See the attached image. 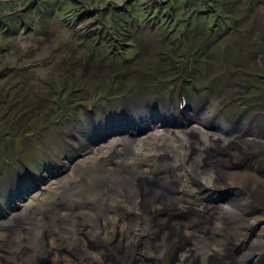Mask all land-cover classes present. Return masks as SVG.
<instances>
[{"label":"rangeland","instance_id":"rangeland-1","mask_svg":"<svg viewBox=\"0 0 264 264\" xmlns=\"http://www.w3.org/2000/svg\"><path fill=\"white\" fill-rule=\"evenodd\" d=\"M15 1L18 2V8L14 13L11 15L12 4L5 3L2 7L5 13L2 15L8 19L16 13L19 21L23 22V27L15 35L0 34V217H5L17 204L27 206L29 216L33 212L35 218H29L31 222L36 218L39 220L49 217L53 209L62 210L66 200L59 194L62 185L56 184V177L58 173H67L70 168L68 166L76 160L89 164L91 177L96 168V160L100 158L109 162V168L115 167L116 162H125L126 165H123L132 169L135 155L128 153L132 148L123 146L122 150L126 151L122 152L123 147L120 145L123 144L116 143V140L137 139L134 140L137 148H147V152L143 154L153 162L156 159L155 151L161 147V143L159 140L155 142L150 133H154L153 129H159L156 132L165 129V133H181L182 137L179 139L185 137L189 142L187 148L191 147L195 151L196 144L189 137H195L197 133H183L192 121H188L187 127H182L184 124L180 122L183 117L185 119L182 121L188 119L187 116H194L196 112L201 113L204 108L194 106L185 116L186 113L177 109V97L180 96L190 106L205 104L203 112L207 115V122L199 125L202 128L206 127L212 132L219 128L228 140L235 136L236 139L244 138L252 143L254 139L248 137L251 133L255 138H260L264 146V123L259 125L258 131L250 126H240V123L250 119L254 123L264 120V0H124L126 2L123 3V0ZM32 1H35V6L28 5L30 8L18 11ZM157 101L163 104L162 108L166 111L163 118L168 123L156 113H151L149 119L147 115H142L141 119L144 120L138 124L130 122L137 118L135 116H139L137 109L142 108L150 113L145 108L151 107L152 111L160 112L161 107ZM147 104L150 106H146ZM243 109L246 114L241 115ZM214 114L215 119L210 120ZM218 114L222 117L230 114L229 123L226 121L228 124H220ZM194 125H197L196 121ZM236 130L237 133L233 134ZM111 136L115 138H110ZM99 143L105 146V153L96 158L94 149ZM111 143H115V150ZM150 143L153 144L152 148ZM174 143L177 145L173 137L168 147L173 148ZM213 144H210L206 155L223 152ZM225 147L226 145L221 146L227 152ZM117 150L123 156L121 160V155L115 154ZM229 150L231 153L228 157L235 165L243 164L242 167L254 169L259 176L264 177L263 149H255L254 154L250 155V148L238 145L232 149L229 144ZM222 161L228 162L226 159ZM143 163L146 162H140ZM127 164L132 167H127L130 166ZM197 165L201 166L199 163ZM193 166L195 167L191 164ZM118 167L121 168L120 165ZM26 168L39 177L38 182L45 179L40 183L41 190L36 189L31 194L24 190L28 188V184L32 186V178L25 173ZM141 169L147 172L149 168H134L137 172ZM103 170L102 176L105 174ZM170 177H161L158 182V186L161 185L159 191L165 195L182 194L185 203L189 200V204L179 207L191 210L183 225L185 232H188L186 234L193 241L189 232L202 236V222L212 212L215 213L217 208L220 207L223 211L224 204H215L216 208L205 214L206 206L202 198H198L202 196L199 189L190 186L191 189L186 192H179V182ZM204 177L206 180H213L210 174ZM163 181L168 185L164 186ZM218 185L219 183L208 190H223L221 195L227 199L233 195V191L224 190ZM85 186L80 185L78 188L81 190ZM22 190V196L9 203ZM238 198L240 196L234 197L235 200ZM69 199V202L75 200L73 197ZM261 213V209L253 204L249 211L230 213L228 221L249 223L252 218L249 215L259 217ZM71 216L63 224H69L75 229L81 222L74 224ZM24 217L16 215V220L0 229L1 264H6L4 258L13 256L19 248L9 249L8 232L17 228L15 239L22 241L20 222H23ZM109 217L112 218L111 215ZM191 220L195 225L190 224ZM55 221L57 222L56 219ZM39 223L42 225V221ZM133 223L131 221L129 224ZM163 224L164 222L160 225ZM173 225L164 229L167 231L170 228L165 237H162L163 230L155 241V247L150 242L155 235L154 227L151 226L153 230L140 238L141 241L134 249L140 248V264H146L145 256L152 255L161 257L162 263L167 261L169 249L174 244L169 240L179 229V225H174L175 230L172 231L170 226ZM115 229L111 224L100 233L110 240L113 237V244L114 239L118 238L114 233ZM78 232L77 228L76 235L80 234ZM208 236L205 234L203 242L197 247L193 241L195 255L189 250L190 247H185L180 257L181 264H216L217 260L222 261L217 252V243L222 235L212 232ZM58 239V244H65L64 236ZM124 243L125 240L122 241ZM248 243L249 238L244 245L247 246ZM180 245L184 247L186 242H181ZM246 246L245 251L249 248H245ZM73 248L76 258L74 255L70 258L68 253L67 264H89L85 258L80 257L79 249ZM156 248L158 249L155 250ZM47 250L48 248L42 247L38 251L44 255ZM60 256L54 252L52 263L59 264L56 260ZM233 256L234 252L231 253L230 264H237ZM116 262L124 264L119 259ZM154 263L158 264L156 261L152 264Z\"/></svg>","mask_w":264,"mask_h":264},{"label":"bare ground","instance_id":"bare-ground-1","mask_svg":"<svg viewBox=\"0 0 264 264\" xmlns=\"http://www.w3.org/2000/svg\"><path fill=\"white\" fill-rule=\"evenodd\" d=\"M177 99L179 102V97H177ZM156 103H155V105H156ZM158 103H159V107H161L160 112L152 111L151 107L145 108L147 111H150V113H149V112L143 111L144 109L141 108L140 110L137 109V114L139 115V116H135L137 118L130 120V118H131V115H130V116H128V120H130V122L138 124L144 120V119H141L142 115H147L146 117L149 119L151 113H156L159 115V117L161 116L162 120L165 123H168L163 118V116H165V112H166L162 108L163 104L160 102H158ZM146 106H150V104L149 105L147 104ZM194 106H196L197 108L202 107L205 110V107H204L205 104L204 103H202V104L199 103V105H193V106H190V104L188 103L186 108H188V107L189 108L186 109L188 111L185 110V112H184V113H186L185 116L188 115V113L193 109ZM155 107L158 108L157 106H155ZM178 108H179V105H177V109ZM203 111L199 114H197L198 112H196L195 115L191 116V117L187 116L188 119H186L184 121H182V120L185 119V117H183L182 119L180 118L181 119L180 123H183L186 127L189 126L188 121H192L191 125L187 128V130L185 129L183 131V133H185V134L186 133H197V135L195 137H192V136L189 137V140L192 141L194 145L196 144L195 145V147H196L195 151L191 147L187 148L188 147L187 144L189 142L186 141L185 137H184V139L183 138L179 139V137H182L181 133H179L178 135H175V134L165 133L164 132V131H166L165 129H162L161 130L162 132H156V131H159V129H153L154 133L150 130L153 133V134L150 133V135L153 136V140L155 142L159 140L161 143L160 144L161 147L155 151L156 159L153 162L149 161L148 157H145L146 155L143 154V152H145V151L147 152V148L146 149L142 148V150L137 148L138 145L136 146L135 141H134L137 139L127 140L124 138V139H120V141L116 140V143L119 144L121 142L123 145H120V146H122V147L128 146V148L129 147L132 148V149L129 148L131 151L128 149L129 150L128 153L131 154V152H132V154L135 155V158L134 159L132 158L133 159L132 160L133 161V163H132L133 167L131 164H127V165H130L127 167H129V168L132 167L133 170L132 169L129 170L128 168H126L123 165L125 162L123 164H122V162L121 163L116 162L115 167L109 168L110 167L109 162L107 160L100 158V159L96 160V168L93 170L94 171L93 177H95V178L91 177V171H90L89 164L88 163L82 164L78 160L75 161L77 163L73 162L74 164H72V165L70 164L71 166L70 165L68 166L70 168H69L67 173H63L61 175H60V173H58V175L56 177V178H58L56 180V184L62 185L60 187L61 191L59 192V194L62 197V199L66 200V201H64L65 205H64V208L62 210L53 209L52 210L53 213H51L49 215V217L42 218L39 220L36 218L32 222L30 219H33V218H31L29 216L30 212L28 213L27 206H25V205L23 206V208L18 213H16V214L13 213L12 216H10L9 218H6L8 215L6 213H5L6 214L5 217H4V215L2 216L3 219H2V221H0V229H2L4 226H6L9 222L11 223L12 220L14 221V219L16 218V215L26 217V218L24 217L25 219L23 220V222H20V225L22 227L23 226L27 227V231L24 234L20 235V237L23 236L22 241L15 239V237L17 236V232H16L17 228H16L15 229L16 231L14 230L13 232H8L9 233V237H8L9 241H8L7 246L11 250H14V249L16 250L19 247L17 251H19V249H23L22 253H25V252L30 253V254H27L25 256H17L14 253L13 256L8 255L7 259L5 257L3 261H5L6 264H24L26 260H29L30 263H33V262H35L36 254H39V252L42 249L41 246H45V247L48 246L49 247L50 241H52L53 239L60 238V237L64 236L65 238H67L69 240V243H70L69 246L71 247L70 249H72L73 247H77L79 249L80 252H78V253L81 254L80 255L81 258H85L89 264H99L100 258H98V256H97L98 255L97 251L91 250L92 243H94L97 240V238L101 232L99 230V228H101L102 225L99 228L97 227V225H98L97 224L98 223L97 216L101 215L102 223L103 222L104 223L110 222V217L108 215V211L112 212L113 210L118 208L117 205L120 202L119 201L120 199H125L128 202V206L125 207L124 209H127L130 207L129 206L130 201L128 200V193L134 192L132 190L133 189V182L136 178L138 179L139 177H141V175L137 176L138 172H137V170H134V168L139 166L140 162H148L147 166L151 165L152 168L154 167V165H159L161 167H164L165 170L167 171V175L171 176L170 178H173L174 181L176 180L177 182H179V189H178L179 192H181V191L186 192L187 189H191V187H194L196 189H199L200 194L209 195L208 196L209 199H218L217 204H224L223 211L221 210L222 208H220V207H219V209L217 208L215 213L212 212L213 214L211 213V215L204 222H202L203 226H204L203 230H202L203 231L202 236L203 235L205 236V234H208L210 236V234L212 232H215L216 234L218 233V234L222 235L220 238V241H218V243H217V246H218L217 252H218L220 257L223 256L221 254V252H222V250H224L226 248V245L230 241L237 243L239 241H245V240H247V238H249L248 245L246 246L242 243V246L239 248L237 253H235V255L233 256L234 262H236L237 264L238 263L243 264L245 262H248V264H264V177L261 175L259 176L256 173V171H254V169L248 170V169H246V167H242V165H239V164L235 165V163L230 160V157H227V158L222 157L221 158V157H219L213 153H212V155H206V152L207 153L209 152L208 149L211 146L210 145L211 143H214L215 146L217 145L219 147V149L222 150L223 152H224V150L221 148V146L224 147L226 145L225 148H227L228 151L227 152L225 151V153L228 155H230V153H231V151L229 150V144L231 145L232 149L235 146L238 147V145L241 148H243V147H245L247 149L250 148V150L252 151V152L248 153L250 155L254 154V151H256L255 149L260 148V149L264 150V146L262 144L261 139L255 138V136L252 135L251 133L248 134L249 135L248 137L253 138L255 143L254 142H252V143L247 142L248 139H244V138L236 139L235 136L230 137L229 138L230 140H228L227 138H225L223 136L224 133L221 132L222 129H219V128H216V131H213V132H212V130H210L206 127L202 128L199 125L200 124L205 125L204 123L207 122V119H206L207 115ZM245 112H246V110L243 109L240 113H241V115H244V114H246ZM174 114L177 115L176 113H174ZM229 115L227 114L226 116L222 117V116H220V114H218L217 118L219 120H221L220 124H224V125L228 124L229 123L228 122ZM125 117H127V115H125ZM195 117L197 119V120L195 119L197 125H194L195 121L193 122V119ZM177 119H179V117ZM226 121L228 123H226ZM263 123H264V120H257L254 123L253 120L250 119L246 122L243 121L242 123H240V126H241V124L245 127L250 126V127H253L254 129H256L258 131L259 130L258 128H260L259 125L263 124ZM137 124H134V125H137ZM193 125L198 126L199 128H202V129L200 130L199 128H196ZM213 127L214 126H210V128H213ZM205 129L207 131H205ZM237 131L238 130H236L233 134H236ZM214 132H216V133H214ZM139 133L141 134V132H139ZM245 136H247V135H245ZM97 137H99V136H97ZM102 137H104V136H102ZM173 137L177 141V145H175V143H174L173 148L172 147L170 148V147H168L169 141L172 140ZM226 137H227V135H226ZM110 138L114 139L115 137L111 136ZM120 138H122V137H120ZM166 140H168L167 141L168 145L165 142ZM229 141H231V142H229ZM114 144L115 143H111V145H112L111 147L115 150ZM145 144H146V142H145ZM152 145L153 144L150 143V148H152ZM104 147L105 146L101 143H99V145L97 147H95L94 150H95L96 158H97V156H100L101 154L105 153V152H103ZM124 147L123 148L120 147L121 150L124 149ZM109 148H107V150ZM150 148H148V149H150ZM177 149H179L180 151L178 152ZM123 151H126V150H122V152ZM242 151L245 152L243 149H242ZM180 153H182V155H180ZM115 154L121 155L119 158L120 160H121V158H123L122 154L121 153L119 154L118 150L115 151ZM124 156L126 157L125 154H124ZM222 159H226V160H228V162L225 163L224 161H222ZM120 160H118V161H120ZM93 163H94V161H93ZM197 163H199L201 166H198ZM191 164H194L195 167L194 166L191 167ZM118 165H120L121 168H119V167L117 168ZM125 165H126V163H125ZM102 169H104L103 171H105L104 176L101 175ZM199 169H202V170H199ZM122 170H128V171L124 172ZM84 173H85V175H84ZM189 174H191V175H189ZM206 174H210L211 177L213 178V180H206V178L204 177V175H206ZM98 175H100V177L101 176L102 177L100 178V177H98ZM194 177H195V179H194ZM59 178H62V179L59 180ZM73 178H74V181H73ZM209 178H210V176H209ZM171 180H170V182H171ZM164 183H162L164 186L168 185L166 182H164ZM218 183H219L218 186L220 188L227 190V191H229V190L233 191V195H231V197L227 199V198H224L222 196L217 197L216 191H214V190H208L209 187L214 188V185L218 184ZM80 185H86V186L80 190V188H78V186H80ZM160 186L155 185L153 188H151L153 192L150 194V196L144 202V210L147 211L148 213L159 212V211H161L160 209L162 206L166 207L167 209L178 206V208L180 209L179 206H181L183 204L187 205L190 203L189 200H187L186 203L184 202L185 199H183L182 194L181 195L177 194L176 196L166 195V198H165L166 201L164 203L160 202V199H158V197L160 195V191H159L161 188ZM163 189H165V188H163ZM206 190H208V192ZM175 191H176V189H175ZM19 194H20V192L18 193V195ZM235 196L236 197L240 196V198L235 200L234 199ZM69 197H73L75 200L69 202V200H70ZM220 197H222V198H220ZM253 204H256V207L261 209L262 213L259 217H256V215H249V218L252 217L251 221H249V223L243 222L241 224H238L237 220L236 221L235 220L230 221V222L228 221L229 217H230V213L236 214L237 212L239 213L240 211H249ZM225 205H226V207H225ZM216 206L214 205V209L216 208ZM106 207L110 208V209L108 210ZM226 208H228V210H225ZM194 210H195V208H194ZM71 211H73L74 213H71ZM199 212H201V211H199ZM227 212H229V214H227ZM71 214H72V216H71ZM234 214H233V216H234ZM70 216H71L74 224L81 222V223L77 224V228L82 229V232L80 235H76L77 228L73 229L71 225H69V224L64 225L63 224V223H67L66 220L70 219ZM2 217H0V218H2ZM55 219L57 220V222L55 221ZM193 220L190 221V224L192 223L191 225H195V222ZM39 221H42V225H40V223L38 224ZM131 221L132 220H130L129 222H122V221L120 222L119 235H117L118 238L114 239L115 241L113 243V246L116 248L117 251H119V254L116 253L119 261L123 262L124 264L134 263L131 253L133 251H136L134 249L136 248L139 241H141L140 238L143 236H146L150 231L153 230V228H151V225L149 223H144V224H141L139 226V225H137V222H135V221H133L135 224L134 223L132 225L129 224ZM85 222L90 224L89 227H87V229H85V227H84ZM162 222H164V221H162ZM45 223H47V225H49L48 231H51L52 236L48 237L44 241L43 238H41V239L39 238V234L42 231V229L45 227ZM172 224H174L175 226L178 225L177 223H174V222ZM31 225H33V227ZM174 225L170 226V227H172V231L175 230ZM160 226L162 227V225H160ZM188 228H189V226H188ZM168 231H170V228L167 231L164 230L162 237H165L167 235ZM197 232L199 234V230ZM192 233L189 232V234L192 235V237H193L192 240L194 241V246H196V245L198 246L199 243L203 242L204 236L202 237V236H200L201 234H199V236H198V235H194V233L193 234ZM255 234H257V235H255ZM72 236H74V237L71 238ZM123 240H125L124 244H122ZM39 243H41V244H39ZM31 244L32 245L35 244V245H33L31 247L30 246ZM145 245H146V242H145ZM143 246H144V243H143ZM244 246H246L245 248H247L249 246V248H247V251H245ZM5 249H7V248H5ZM39 249H40V251H38ZM213 250H215V249H213ZM149 252L151 253L150 249H149ZM0 255H1V253H0ZM31 255H33V257H31ZM239 257H241V259H239ZM261 257H263V259H260ZM231 258L232 257L230 256V259H229L230 261L228 263L232 262ZM244 260H245V262H244ZM145 263L149 264L148 261H146ZM0 264H1V260H0ZM136 264H140V263H136ZM150 264H152V263H150ZM201 264H203V263H201Z\"/></svg>","mask_w":264,"mask_h":264},{"label":"flooded vegetation","instance_id":"flooded-vegetation-1","mask_svg":"<svg viewBox=\"0 0 264 264\" xmlns=\"http://www.w3.org/2000/svg\"><path fill=\"white\" fill-rule=\"evenodd\" d=\"M5 3L7 4H12V8L10 9L11 10V15L14 13V11L18 8V2L15 1V0H1L0 1V34H12V35H15L19 29H21L23 27V22L19 21V15H17L16 13L14 14V16L10 17V18H5L4 15V9H2V7L5 5ZM35 1H32V2H29L27 5H24V8L18 10L19 12H22L24 11V9H27V8H30L31 6H35ZM30 7H29V6ZM3 14V15H2ZM4 52V51H3ZM248 240V238H247ZM246 240V241H247ZM245 241V242H246ZM222 254V253H221ZM223 255V254H222ZM235 255V253H234ZM239 255V254H238ZM223 257L222 256V261L220 260H217L218 262H220L219 264H225L223 261ZM210 260H213V259H210ZM209 260V261H210ZM216 261V260H215ZM217 262V263H218ZM245 262V260H244ZM216 263V264H217ZM150 264V263H149ZM210 264V263H209ZM246 264V263H245Z\"/></svg>","mask_w":264,"mask_h":264},{"label":"water","instance_id":"water-1","mask_svg":"<svg viewBox=\"0 0 264 264\" xmlns=\"http://www.w3.org/2000/svg\"><path fill=\"white\" fill-rule=\"evenodd\" d=\"M128 2H130V0H127ZM123 2H126V1H123Z\"/></svg>","mask_w":264,"mask_h":264}]
</instances>
